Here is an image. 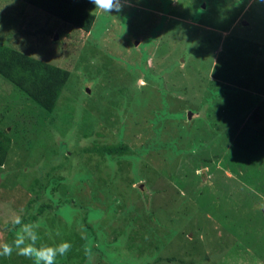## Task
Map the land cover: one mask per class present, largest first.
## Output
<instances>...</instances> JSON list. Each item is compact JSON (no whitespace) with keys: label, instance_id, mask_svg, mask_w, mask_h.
<instances>
[{"label":"rangeland","instance_id":"374dc122","mask_svg":"<svg viewBox=\"0 0 264 264\" xmlns=\"http://www.w3.org/2000/svg\"><path fill=\"white\" fill-rule=\"evenodd\" d=\"M119 2L85 32L0 0V43L70 72L51 112L0 77V264H264V0Z\"/></svg>","mask_w":264,"mask_h":264},{"label":"trees","instance_id":"16d2710c","mask_svg":"<svg viewBox=\"0 0 264 264\" xmlns=\"http://www.w3.org/2000/svg\"><path fill=\"white\" fill-rule=\"evenodd\" d=\"M18 1V0H17ZM28 6H33L39 11L47 13L50 17H55L66 24H70L79 30L85 32L91 31V28L96 21V14L93 11L94 5L90 0H19ZM12 30V25L7 24ZM1 35L0 37H3ZM6 36V35H5ZM50 65L47 63L36 60L19 50L9 47L5 44L0 43V77L8 81L15 88L19 89L22 94H24L30 101L39 105L44 111L51 112L57 100L60 96L61 89L65 86L69 79L70 72L61 68H49ZM10 148V138L4 136L0 131V166H3ZM94 149V148H93ZM95 152L100 155L106 154H117L124 155L129 152V148L125 145H104L98 146ZM256 157L255 159H258ZM230 160V158H229ZM264 164V161L257 166L256 169H260L259 166ZM264 169V168H263ZM261 169V170H263ZM169 178L174 180L172 174H168ZM167 180V178H165ZM210 200V198L208 199ZM207 200V202H208ZM44 207L39 209L38 214L44 212ZM46 209V208H45ZM165 212V211H163ZM161 213V212H160ZM152 214H156L153 211ZM36 220L35 216H32L26 222H33ZM199 229H195L192 234L197 233ZM204 229V227H202ZM218 229V228H217ZM225 226V236L220 235L221 243H219V237L214 239L212 236L213 246H218V244L223 247L225 242H230V239L236 238L233 236L235 232H232V237H230V232L227 231ZM229 232V233H228ZM199 236L194 237L190 240L186 236L187 241H192L195 244L199 241L200 245H197L196 250L199 252L205 245L198 239ZM183 255L179 257L182 263L186 264H199L200 260L191 259L183 260ZM209 256L205 255L202 260H208ZM203 261V262H204ZM203 262L201 264H203Z\"/></svg>","mask_w":264,"mask_h":264},{"label":"clouds","instance_id":"9594fccd","mask_svg":"<svg viewBox=\"0 0 264 264\" xmlns=\"http://www.w3.org/2000/svg\"><path fill=\"white\" fill-rule=\"evenodd\" d=\"M90 2L94 5V9H101L105 12L112 13L113 11L118 12L121 8V4L119 0H90ZM11 223L13 225L20 223L19 216H16L12 219ZM32 241H35V234H30ZM16 245L23 244V237L19 240L14 241ZM70 244L65 241L62 242L55 247H41L39 249L34 248L31 244L25 245L23 248L17 247L18 255H25L33 257L36 261V264H54V260L57 255H64L69 249ZM13 252V248L11 245L5 243L0 245V255H10Z\"/></svg>","mask_w":264,"mask_h":264}]
</instances>
